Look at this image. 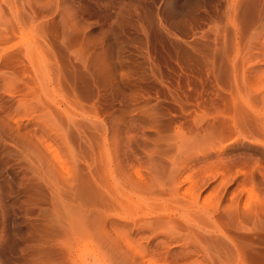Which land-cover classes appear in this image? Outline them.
<instances>
[{
  "label": "rangeland",
  "instance_id": "obj_1",
  "mask_svg": "<svg viewBox=\"0 0 264 264\" xmlns=\"http://www.w3.org/2000/svg\"><path fill=\"white\" fill-rule=\"evenodd\" d=\"M11 1L12 12L0 0V264H174L156 261L164 236L124 222L178 218L149 194L145 170L161 165L149 159L165 158L211 179L199 205L219 207L236 244L169 225L207 252L190 249L187 264H264V215L243 230L221 215L245 187L240 211H264V0ZM138 164L135 189L120 173ZM222 174L232 184L215 191Z\"/></svg>",
  "mask_w": 264,
  "mask_h": 264
},
{
  "label": "bare ground",
  "instance_id": "obj_2",
  "mask_svg": "<svg viewBox=\"0 0 264 264\" xmlns=\"http://www.w3.org/2000/svg\"><path fill=\"white\" fill-rule=\"evenodd\" d=\"M6 3H7V5H8V8H10L9 10L12 12V11H14V7L16 6H14L13 5V3H12V1L11 0H4ZM10 12V13H11ZM11 14H13V13H11ZM264 99V98H263ZM250 101H251V99H249ZM248 100V101H249ZM247 103V102H246ZM248 104V103H247ZM249 106V105H248ZM254 107V106H253ZM249 108H250V106H249ZM260 114H262V113H260ZM261 119V118H260ZM222 122V121H221ZM220 122V124L222 125V123ZM219 124V125H220ZM202 129H204V128H202ZM201 130V129H200ZM201 134V133H200ZM217 142L212 146V145H208V147H210V146H212L210 149L212 150V151H215V153L217 152V155H218V153H222L225 149H223V148H225V147H223L222 148V146L221 147H219V144H218V146H217ZM220 145H222V144H220ZM210 149H207V150H209V152L211 153V150ZM204 150H206V149H204ZM226 151H227V148H226ZM225 151V152H226ZM202 152H203V150H202ZM207 152V151H206ZM205 153V152H204ZM209 153V154H210ZM202 154V153H201ZM203 155V154H202ZM205 155H206V153H205ZM211 155V154H210ZM223 155V154H222ZM209 156V155H208ZM220 156V155H219ZM151 157V156H150ZM149 157V158H150ZM204 157V156H203ZM161 158V157H160ZM198 158V160H199V157H197ZM205 158V157H204ZM206 158H208L207 156H206ZM164 159V158H163ZM169 158H165V160H167V162H165V163H168V164H170V170L169 169H167L168 171L166 172V171H163V170H166L165 168L166 167H168L169 168V166H167V164H166V167L165 166H163L165 163H163V161H160L159 159V161L156 159H149V160H152L151 161V164L150 165H155V164H157V166H158V164L160 165V167L158 168L156 165V167H157V169L154 167V169H153V167L150 169L149 167L146 169L145 168V166H144V168L146 169L145 171L146 172H148V173H146V174H149L150 176H151V179L152 180H150L151 181V183H152V186H151V188L149 189V194L150 195H153L154 196V199L156 198V201H159L158 200V198H164L167 202H169L170 201V203L171 202H174V204H176L177 206H180L181 207V209H177V210H180L179 211V215H178V218H175V217H173V216H170V214L169 215H161V214H159V213H153V214H145V216H144V218L143 219H140V218H135V219H132V220H130V219H124V222H125V226L126 227H128L129 228V231L130 232H133V231H138V233H146V232H150L151 234H152V236H149V238L147 237V241H149L150 239H151V237H152V239H157L156 237H158L159 235H162V236H164V238H165V240H161L160 242V244H159V242H157L158 243V245H156L159 249H157V250H155L156 252H158V254L157 255H159V256H157V255H155L154 253H153V255H155L156 257H159V258H161V260L160 259H156V261L157 260H159V261H165L164 263H167L166 262V260H170V259H172L171 260V262H173V260L175 261V263L177 262V264H178V262L180 261H178V258H180V259H182L181 257H183L184 256V259L182 260V264H184V263H186L187 264V262L186 261H190L191 260V258H190V260H185V255H187L188 253L191 255L192 253H195V254H201L202 252H206V250L204 251L203 250V247H202V245L201 246H190V244H188L187 243V240L185 239V238H181V237H177L176 235H169L168 233L166 234V231L167 230H169L168 229V227H169V225H171V226H174L175 228H177V229H182V230H184V231H186V232H190V233H194V232H197L199 235H198V237L199 238H201V239H203V240H205V241H209V242H211V245L213 244V245H222V248L224 247L223 245H228V244H226V243H228L229 242V244L231 245V244H233V240H231L229 237L230 236H226V233H225V231H224V229L223 230H221L220 229V227H218V224H217V221H218V219L220 220V218H219V216H220V213H219V207H218V210H217V208H216V211H214V212H210V210L208 211V209L206 210V208L205 209H203V208H201L200 207V205H199V198H200V195H202L201 193H202V191L204 190V188H206L207 186H208V181H210V180H206L207 179V177H204V176H206V173L205 174H203V172L201 173V176L199 175L200 173H199V171H198V173L196 174V173H194V174H192L193 176H195V177H197V175L198 176H200V177H197V178H193V176H189V174H188V172H187V174H186V170L188 169V170H190V168H188V166H187V164H186V166H185V164H183L184 166H180V165H178V167H176L177 165H175V163L173 162V161H171L170 159L168 160ZM203 159V158H202ZM196 160V159H195ZM206 160V159H205ZM139 163V162H138ZM163 163V164H162ZM142 164H144V163H142ZM142 164H138L139 165V168L138 167H136L135 166V168H137L138 170H134L133 172H132V170L134 169L133 167L131 168V170L130 171H125V172H121L120 173V181H126L128 184H130L131 186H134L135 187V189H136V185L141 181V178L140 177H142V175H141V173H140V171H139V169H141V170H143L144 168H143V165ZM145 165V164H144ZM149 165V164H148ZM147 165V166H148ZM172 166V167H171ZM190 166V165H189ZM164 167V169H162ZM160 169H161V171L162 172H164L163 174H161V171H160ZM129 170V169H128ZM157 170H159L160 172H156ZM187 170V171H188ZM191 171V170H190ZM156 173V174H160L161 176H163V178H161V179H163L164 180V183L162 184L161 182H159V183H157V185L153 182V173ZM154 173V174H155ZM190 173V172H189ZM191 173H193L192 171H191ZM186 174V175H185ZM135 175V176H134ZM144 175V174H143ZM204 175V176H203ZM223 175V174H222ZM221 175V177H219V176H217V177H219V184L217 185V186H215L216 187V189H214L215 191H218V190H220V189H222L221 187L224 185V184H226V187H228V184H230L231 182H229V180L227 179V177L226 176H222ZM148 176V175H147ZM150 176H148V177H150ZM184 176L186 177V178H184ZM187 176H189V177H191V178H188ZM215 176V175H214ZM154 177H156L157 178V180H161L159 177H158V175H156V176H154ZM217 177H215V179L217 178ZM143 178V177H142ZM206 178V179H205ZM218 179V178H217ZM242 179V178H241ZM248 179V178H247ZM118 181V180H117ZM234 181V180H233ZM251 181V180H250ZM157 182V181H156ZM190 182V185L191 186H189V185H187V186H189L188 188H189V190L187 189V191H186V193L184 192V188H185V185H186V183H189ZM241 182V181H240ZM245 183H248L247 181H244ZM253 182V181H252ZM160 183L162 184V185H160ZM245 183H244V186H245ZM232 184V183H231ZM230 184V185H231ZM242 184V183H241ZM229 185V186H230ZM248 185V184H247ZM240 186V185H239ZM242 186V185H241ZM244 188V187H243ZM246 188V187H245ZM245 188H244V190H245ZM223 189L225 190L226 188H224L223 187ZM227 190V189H226ZM243 190V191H244ZM221 191V190H220ZM241 192H242V194H243V191L242 190H240ZM237 192L232 198H231V201H232V204H231V206L229 207L230 208V210L228 209H226L227 210V212H225V213H223V214H221L222 216H223V218H224V220H226L227 219V217H228V220L230 221V222H232L231 224L233 225V227L235 228H241V230H243V228L245 229V227L247 226V225H250V224H247L246 225V223H248V221H254V220H258V221H260V216H262V215H264V211H263V213H261V211L259 210H257V211H252V212H247V211H240V208H239V205H240V200L242 201V198H241V192ZM245 192V191H244ZM215 193V192H214ZM229 193V192H228ZM187 196H189L190 197V199H189V197L187 198ZM222 196H223V194H222ZM109 198V197H108ZM162 198V199H163ZM186 198H187V200L189 199L191 202H188L187 200H186ZM111 200V201H110ZM229 200V199H228ZM109 201L110 202H112V204L115 206V209H118L119 208V210H121V209H123V208H127V205L125 204V200H122L120 197H117V196H115L114 194H111V197H110V199H109ZM229 204V203H228ZM109 205H111V203H109ZM118 208H117V207ZM246 206H247V204H246ZM179 207V208H180ZM126 208H125V210H126ZM177 208V207H176ZM263 208V207H262ZM260 209V208H259ZM118 210V211H119ZM242 210V209H241ZM245 210H246V208H245ZM255 210V209H254ZM113 211H115V210H113ZM122 211V212H121ZM120 212L121 213H123V210H121ZM119 212V213H120ZM125 214H126V212H124ZM162 213V212H161ZM118 216L117 217H119V214L118 213H116ZM224 214H225V217H224ZM114 215V214H113ZM123 215V214H122ZM222 216H221V218H222ZM227 216V217H226ZM123 217V216H122ZM129 217V216H128ZM263 217V216H262ZM142 218V217H141ZM226 218V219H225ZM123 221V220H122ZM255 223H256V221H254ZM254 222H252V223H254ZM254 223V224H255ZM258 224V223H257ZM227 225V224H226ZM231 225V226H232ZM245 225V226H244ZM232 227V228H233ZM229 228H230V225H229ZM161 230H163V231H161ZM234 230H236V229H234ZM238 231H241V230H239V229H237ZM157 231H161L160 233H158V234H156V232ZM171 232V230L169 231V233ZM170 234H174L173 232H171ZM252 235V234H251ZM160 238V237H159ZM163 238V237H162ZM151 242V241H150ZM148 243V242H147ZM235 243V242H234ZM208 244H210V243H208ZM234 245V244H233ZM233 245H231V246H233ZM236 245V244H235ZM234 245V246H235ZM229 246V245H228ZM227 246V247H228ZM233 246V247H234ZM156 247V248H157ZM218 247V246H217ZM219 247H221V246H219ZM174 248H179V252H176L175 253V251L173 252V249ZM226 248V247H225ZM236 248V247H235ZM190 249H191V251H192V253H191V251H190ZM234 249V248H233ZM237 249V248H236ZM235 249V250H236ZM190 251V252H189ZM237 251H238V249H237ZM152 252H154L153 250H152ZM155 252V253H156ZM233 252V251H232ZM207 253V252H206ZM150 255H151V253H150ZM194 255V254H193ZM202 255H203V253H202ZM152 256V255H151ZM205 255H203V257H204ZM155 257V258H156ZM154 258V256L152 257V259ZM154 258V259H155ZM175 258H177V260H175ZM189 258V257H188ZM193 258V257H192ZM184 260H185V262H184ZM158 261V262H159ZM157 262V263H158ZM168 262H170V261H168ZM170 262V263H171ZM142 264H143V262H141ZM156 263V262H155ZM174 263V264H175ZM189 263V262H188ZM145 264V263H144ZM162 264V263H161ZM190 264V263H189Z\"/></svg>",
  "mask_w": 264,
  "mask_h": 264
}]
</instances>
